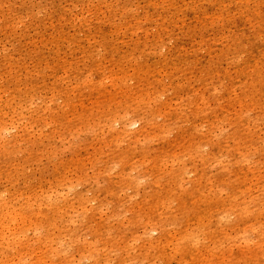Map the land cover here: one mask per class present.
I'll use <instances>...</instances> for the list:
<instances>
[{"label": "rangeland", "instance_id": "374dc122", "mask_svg": "<svg viewBox=\"0 0 264 264\" xmlns=\"http://www.w3.org/2000/svg\"><path fill=\"white\" fill-rule=\"evenodd\" d=\"M195 1H178L183 12L175 15L172 28L176 33L185 25L204 27L192 14ZM53 2L33 0L36 10L40 9L39 15L17 19L9 29L3 30L11 36L0 45V58L7 59L0 63V76H13L25 89L30 87L24 82L30 76L31 85H35L33 98H25L22 103L18 98L14 100L22 104L23 110L17 123H31L33 109L45 103L46 84L54 79L50 66L40 59L32 64H20L10 74L14 64L9 59L20 57L23 49L39 53L36 47L44 39L36 35L35 29L40 31L51 25L53 19L58 32L52 45L62 48L65 52L62 60L68 61L56 68L65 97L51 94L48 99H52L48 103H54L57 109L66 104V95L70 96L74 105L67 114L57 121L42 114L45 122L38 117L33 129L24 131L11 127L12 120L7 116H0V128L10 126L4 144L11 153L5 169L0 170V192L5 197L17 192L20 206L27 205L30 195L36 212L45 211L54 216L51 231L43 226L41 235L33 237L29 233L34 245L38 246L43 243L39 240L49 236L64 242L61 247L54 241L41 256L59 253L63 264H72L73 259L80 258L81 264L93 263L97 258L106 260L102 264H264V85L260 89L249 85L245 91L251 93L253 101L245 99L243 105L241 101L237 103V95L242 91H234L230 81L235 77L233 64L240 62L237 59L215 63L229 76L224 83L212 74L201 84L196 83L200 90L190 96L182 93V85L171 90L163 71L169 51L163 49L150 54L140 51L154 38L156 28L120 38L119 51L128 58L114 61L101 47L103 36L94 29L108 31L105 35L116 37V32L126 29L119 14L111 16L109 5L102 0H56L69 9V14L60 19ZM12 3V0H0V16L10 13ZM238 3L235 0L225 9L229 8L234 21L233 32L242 29L243 35L249 37L259 23L255 17H245ZM130 5L135 17L142 13L138 0H130ZM0 22L2 29L5 24ZM74 22L91 25L90 40H86V28L72 30ZM221 28L230 32L229 25ZM49 30L48 35L51 27ZM68 38L77 42L75 56L93 46L94 62L81 61L78 73L69 69L74 55L72 47L70 50L64 47L69 45ZM164 39L172 43L168 36ZM30 41L40 43L34 45ZM231 44L220 47L218 53ZM191 47L187 45L186 51ZM134 49L140 52L130 53ZM209 54L208 50L200 51L194 65L198 66L200 59L206 57L205 65ZM153 57L157 64L153 63ZM203 68L209 67L206 64ZM147 69L155 72L160 84L152 85L148 76L143 79ZM93 70L97 74L88 76L87 83L93 79L100 89L91 98L84 85L79 86L80 90L76 86L81 73L87 75V71ZM122 70L127 72V78L123 83L116 82ZM99 72H105L106 76L101 77ZM184 73H188L185 68L170 79L176 85L181 84L184 81L181 82L180 76ZM10 96V91L1 86L0 99H12ZM84 104L87 106L83 116L77 117L75 107ZM127 111H132L128 114L130 118L138 112L146 118L125 133L118 116ZM24 114L26 119L22 118ZM139 127L142 130L135 133ZM1 146L2 143L0 149ZM128 172L141 179L142 185L131 186ZM58 173L65 197L73 198L71 203L78 202L75 209L59 204L49 209L46 202L39 204L37 200L44 198L43 190L50 189L51 180ZM21 186L23 191L18 192ZM61 195L54 194L56 202L63 199ZM65 203L69 201L61 204ZM154 225L160 229L147 240L143 232ZM93 245L101 250L91 255L87 250ZM83 252L88 258L81 255Z\"/></svg>", "mask_w": 264, "mask_h": 264}, {"label": "bare ground", "instance_id": "6f19581e", "mask_svg": "<svg viewBox=\"0 0 264 264\" xmlns=\"http://www.w3.org/2000/svg\"><path fill=\"white\" fill-rule=\"evenodd\" d=\"M84 1L85 0H77V2ZM178 1L179 0H138L142 13L138 12L135 17L130 5V0H102V2L109 5V13L111 16H116L117 14L121 16V21L125 24L126 29L124 32H116V37L113 34L111 36L105 35L108 31L103 32L100 29H94L98 35L103 36L101 39V47L113 58L114 61L126 60L128 57L119 51V39L128 35H133L137 31L144 32L151 28H156L154 38L148 41L140 51L143 54H150L151 51L158 52L163 49L169 51V56H166L164 59L166 64H168L164 67L165 69H163V71L166 73L168 81H170L171 90L176 89V87H181L182 85V93L185 92L188 96H190L192 92L200 90L199 87H196V83L201 84L204 82L207 75L212 74L214 77L217 76L221 83H224L225 80H228L229 76L228 74L223 73L215 63L227 61L232 62L239 59L240 62L238 64H233L235 66V77H231V85L234 87V91L238 89L242 91L241 95H237V103L238 101H241L243 105V100L245 99L252 102L253 97H250L251 93L245 91L246 88H248L249 85H252L255 89H257L258 86L260 89V87L264 85V0H239L238 7L244 16L255 17V20H258L259 23V26L253 27V34L249 37L243 35L244 33L242 32V29L240 30L236 28L237 31L233 32V29L235 28L233 26L234 21L231 19L232 16L230 15L229 8L227 10L225 7L228 4L229 6L233 4L235 0H196L191 6V11L195 16V19L199 23L204 24V27L197 29L196 27L192 28L191 25H185L180 29L179 33H176V29L172 28L174 18L175 15L183 12V10L177 5ZM12 2L14 5L11 8L10 13L7 16H0V21H4L5 24L4 28H0V45L3 42L8 41L11 36L10 33L6 31L3 32V30L9 29L20 17H36L40 12V9H38V11L36 10L33 0H21V3L12 0ZM52 6L55 10H57L58 18L60 17V19L69 14V9L66 10L61 4H57L56 0L52 3ZM69 18L72 17L70 16ZM53 22L54 20L51 19V25H49L51 27V33L49 35V26L43 27L40 31H38V28L35 29L37 33L36 35H40L42 40L44 39L42 41V45L36 47L39 53H29L27 50L23 49L19 54L20 57L9 59L11 63L14 64L10 74L18 70V65L28 63L32 64L39 59L43 62L46 61V64L52 69V77L54 81L46 84L48 91L46 95L43 96L45 98L43 100V102H45L44 105L39 106V109H35L33 106L35 114L31 117V123H17V120L20 121V115L23 112L21 103L24 102L25 98H33L35 96V90L33 88L35 85H31L33 82L32 77L26 76V80L24 82H26V84L29 83L30 87L25 89L26 86H19V83L16 82V79H14L13 76H0V87L2 86L5 90H9L11 94L10 97H12V99L5 101L0 99V110H6V112L0 113V116H7L9 120H12V125L10 126L14 128L20 127L22 128V131L32 130V125L35 120H38V117H42L43 122H45L46 117H44V115H48L53 121H57L58 118H61L60 116H62V114H67L70 111V108L74 105L71 101V97L68 95H66V104L57 109H54V103H48V101L52 102V99L48 100L51 98V94L55 97L59 95H63V97H65V93L63 92V83L59 82V78L57 79L59 71H57L56 68L58 65H65L68 62L67 60H62V55L65 53L62 48H59L57 45H52L55 40L54 37L58 32V27H56V24ZM224 25L230 26V32L226 33L222 30L221 27ZM82 28L87 29L86 40H90V34L92 33V27L90 24L86 26L79 24L78 22H74V24H72V30L76 32L79 30L83 31L84 29ZM165 36L169 37V40L172 41L171 44L164 39ZM229 42H232L231 47L221 49L222 53H218L219 48L227 45ZM30 43L36 45L40 42L30 41ZM67 43L69 45H64V47H69V50L72 47L71 53H75L74 51L77 43L76 40L68 38ZM187 45L192 46L188 51H186ZM92 49L93 46L88 49L86 48L81 53L79 52L80 57L73 54L74 56L72 61H70L71 66L69 69L78 73L79 63L81 61L89 60L94 62L95 55L92 53ZM202 50H208L210 52L209 60L205 62L209 67L207 70L203 68L206 65L203 63V61L206 60V57L200 59V64L198 66L194 65L195 59L199 57L198 54ZM140 51L138 49H134L130 53ZM154 59L155 58L153 57V63L157 64ZM6 60V58H0V63H4ZM148 66L151 67L150 65ZM159 67L162 68V65ZM183 68H185L188 73L182 74L180 76V80L181 82H184L176 85L175 80L170 78L175 73L178 74ZM87 72V75L79 73L80 80L77 82L76 89L80 90L79 86L84 85V87L88 89L87 92L92 98V96L98 92L100 87H98V83L94 84L93 79L87 83L88 80L86 78L88 76L91 77L92 75H96V71H91L92 73L90 71ZM104 73L105 72H101L100 76H106ZM145 73L146 76L143 79L148 76L152 79V85L161 83L160 79L155 76V72L152 73L150 69H147ZM137 74L139 75V73ZM126 78L127 72L122 70L121 78H116L115 81L123 83ZM17 80H19L18 77ZM223 87H225V84H223ZM17 98L20 99L21 103L14 102ZM86 106L87 105L84 104L75 107L77 110V117L83 116L82 113L85 112ZM131 112L127 111V113L118 116L124 123L125 133L134 130L133 127L140 125L146 118L143 113L139 112L138 114L135 113L137 114L136 116L130 118L128 114ZM42 114L44 115L42 116ZM72 115L76 117L74 113H72ZM25 117L26 114L22 116V118L26 119ZM10 126L5 125L0 128V143H2L0 149L1 171L5 169L6 160H9L11 155L10 151L5 148L6 144H4L7 141ZM141 130L142 128L135 130V133H139ZM60 178V174H56L54 179L51 180L50 189H47L46 191L43 190L45 193L44 198L37 197V200L39 201V204L46 202L49 209L57 208L59 205L64 206L65 208L72 206L75 209L78 202L73 201L71 203L73 198L70 199L65 197V187H62L63 185H59L61 182ZM127 179L133 187L139 185V183H141L139 186L142 185V180L134 177L131 172L127 173ZM55 184L57 189H55ZM22 188V186L19 187L17 191L22 192ZM24 193L26 192H23L22 194ZM61 193L63 195L60 197H63V199L61 200L58 198V202H56L54 194L59 195ZM31 199L32 198L29 195L27 205L20 206L17 192L10 197H5V195L0 192V264H63L64 260L59 253L55 256H41V252L44 254L46 251L45 248L51 246L54 241L60 243L61 247H63V240L58 239L56 236H49L44 241L39 240V242L43 243H39L38 246L34 245V243L30 241V232L33 237H37L41 235L42 232L40 230H42L43 226L47 227L48 231H51V224H55V218L53 215H49L45 213V211L39 213L36 212V209L33 208V203H31ZM62 201H69V204H61ZM71 217L72 219L74 218L73 213ZM159 229L158 225H154L151 228L144 230L143 235L146 236L147 240H149V237L151 238ZM100 250V247L93 245V247L87 251L92 255L99 253ZM85 254L86 252H83L81 255L84 256V258H88ZM129 254L130 253H128V255ZM128 260L129 259L127 258L125 262ZM81 261V258L73 259L72 264H81ZM105 261L106 260L102 261L101 258H97L93 263L89 264H102V262Z\"/></svg>", "mask_w": 264, "mask_h": 264}]
</instances>
